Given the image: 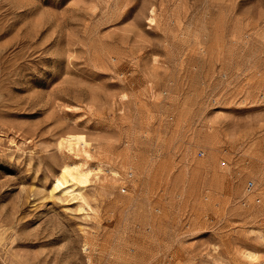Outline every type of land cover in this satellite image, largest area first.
<instances>
[{
	"label": "rangeland",
	"instance_id": "374dc122",
	"mask_svg": "<svg viewBox=\"0 0 264 264\" xmlns=\"http://www.w3.org/2000/svg\"><path fill=\"white\" fill-rule=\"evenodd\" d=\"M0 264H264V0H0Z\"/></svg>",
	"mask_w": 264,
	"mask_h": 264
}]
</instances>
